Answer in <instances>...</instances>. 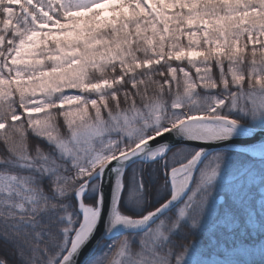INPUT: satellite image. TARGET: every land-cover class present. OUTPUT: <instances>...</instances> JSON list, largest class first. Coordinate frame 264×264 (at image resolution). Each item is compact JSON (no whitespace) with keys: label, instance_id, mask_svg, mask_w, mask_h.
<instances>
[{"label":"snow or ice","instance_id":"1","mask_svg":"<svg viewBox=\"0 0 264 264\" xmlns=\"http://www.w3.org/2000/svg\"><path fill=\"white\" fill-rule=\"evenodd\" d=\"M258 129L264 0H0V264H77L108 208L106 170L88 264H220L195 236L264 233V141L238 147L250 163L233 204L260 185L243 225L217 194L237 146L204 145ZM230 251L247 264L264 241Z\"/></svg>","mask_w":264,"mask_h":264},{"label":"rangeland","instance_id":"2","mask_svg":"<svg viewBox=\"0 0 264 264\" xmlns=\"http://www.w3.org/2000/svg\"><path fill=\"white\" fill-rule=\"evenodd\" d=\"M180 147V146H178ZM175 147V148H178ZM232 156V166L225 171L224 176L221 178L219 187L217 189L218 195H223L225 198V205H221L222 208L225 206H230L233 208V211H235V215L238 217L241 215V212L245 208H251L253 206L256 207V210L259 211V199H260V185L258 182L254 186L247 185L240 191V195L244 199V203H238L233 204L232 201V194L238 190V185L240 183L239 180V170L242 166H244L246 163H250L246 157L229 153ZM255 169L257 171V174H259V169L261 165L257 162L255 165ZM228 203V204H227ZM230 203V204H229ZM220 206V207H221ZM245 237L242 239H235L236 242H243L247 244H257L259 242L264 241V233L260 232H245L242 229H238ZM201 234V233H200ZM116 237V236H115ZM205 238V236H202ZM198 243L200 244L202 250L204 251L205 255L201 257L202 259H207L210 261H219L220 264H232V262H239V264H244V259L237 256L236 254L232 253L230 250L232 248L233 243H220L218 246H209L208 242H205L206 244L201 245L200 238H195ZM210 249V250H209ZM214 249V250H213ZM249 261L247 264L254 263L256 261H262L264 260V257L261 256H254L248 258ZM88 264V261L86 262Z\"/></svg>","mask_w":264,"mask_h":264},{"label":"water","instance_id":"3","mask_svg":"<svg viewBox=\"0 0 264 264\" xmlns=\"http://www.w3.org/2000/svg\"><path fill=\"white\" fill-rule=\"evenodd\" d=\"M264 141V130L258 129L253 134L246 136V137H237L232 142H225L224 144H210V145H204L208 149V151H213L215 149L219 148H227L229 143H232L236 145V148H233L232 151L239 152L238 147L247 146V145H256L260 142ZM161 144L166 143L170 148H175L182 145H187L189 147H197L198 145L195 142H190L183 140L181 137H177L176 135H169L165 138L160 140ZM153 148L156 147L155 144H152ZM131 166V162L129 163V167ZM119 165L117 162H113L112 165H110V168H118ZM115 172H111L106 170V177H105V187L107 189V200H108V208L102 212L103 221L97 224V231L94 234V239L91 240L88 245H86L83 249H81L80 255L77 258V264H86L89 257L93 255L96 241L100 240L104 234H105V223L107 222L109 218V212L112 205V191H111V185L114 182L115 179ZM125 229L121 226L120 228L114 230V237L119 236Z\"/></svg>","mask_w":264,"mask_h":264},{"label":"trees","instance_id":"4","mask_svg":"<svg viewBox=\"0 0 264 264\" xmlns=\"http://www.w3.org/2000/svg\"><path fill=\"white\" fill-rule=\"evenodd\" d=\"M230 153L244 156L240 152H236V151H230ZM125 207H128V206L125 205ZM130 210L135 211V209H130ZM220 211L221 212L223 211L222 206L220 207ZM244 211H245V209L241 212V215L239 216V222H240L241 225L244 224ZM234 213H236V212L234 211ZM239 232L240 231L237 230L232 235H227L226 233H218V235H220V243H225V244L233 243L234 239H237V238L242 239L243 237H245V235H243L242 233L240 235ZM202 236H205V238H203ZM195 238H200L201 245L206 244L205 242H207V234L206 233H201V234L198 233V234H196ZM214 247H216V246H214ZM0 254H7L9 256V258L11 259L12 258V253H11L10 246L7 245V244L0 243ZM251 264H264V260H262V261L258 260V261L254 262V263H251Z\"/></svg>","mask_w":264,"mask_h":264}]
</instances>
